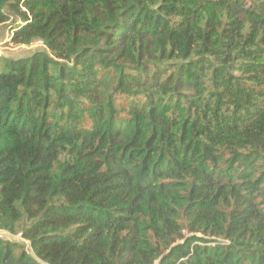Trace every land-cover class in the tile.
<instances>
[{"label": "trees", "instance_id": "16d2710c", "mask_svg": "<svg viewBox=\"0 0 264 264\" xmlns=\"http://www.w3.org/2000/svg\"><path fill=\"white\" fill-rule=\"evenodd\" d=\"M8 23L45 47L0 58V231L31 249L0 264H264V0H0Z\"/></svg>", "mask_w": 264, "mask_h": 264}, {"label": "rangeland", "instance_id": "374dc122", "mask_svg": "<svg viewBox=\"0 0 264 264\" xmlns=\"http://www.w3.org/2000/svg\"><path fill=\"white\" fill-rule=\"evenodd\" d=\"M14 32L13 26L11 23L0 25V58L6 59H19L28 57L31 53L35 52L37 49L44 48L45 45L42 41H36L30 46L27 45H15L11 42L12 34ZM169 75V74H168ZM125 98V97H123ZM131 97H127V100L131 102ZM138 99L144 100L143 96H140ZM127 100L122 101L124 106L128 105ZM91 123L89 121L86 122V126H90ZM199 236L203 237L201 234ZM0 238L5 240H11L20 243L30 251V243L26 241L21 234L19 235H12L8 231L1 230L0 231ZM223 241V240H220Z\"/></svg>", "mask_w": 264, "mask_h": 264}]
</instances>
